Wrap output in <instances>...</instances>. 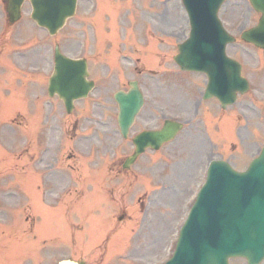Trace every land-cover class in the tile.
<instances>
[{
  "label": "rangeland",
  "instance_id": "374dc122",
  "mask_svg": "<svg viewBox=\"0 0 264 264\" xmlns=\"http://www.w3.org/2000/svg\"><path fill=\"white\" fill-rule=\"evenodd\" d=\"M235 7L240 11L239 19H242L241 14L248 10V4L240 1ZM30 11L31 7L27 6L23 20L29 17ZM3 18L0 5V80L2 84L10 83L11 87L22 89H17L20 99L11 103V109H5L7 114L16 107L14 111L18 114L17 123L20 126L16 125L15 164L6 167L9 171L2 170L3 173H13L15 169L14 172L19 176L28 171L23 166L25 160L18 155L23 146L24 104L28 102L25 92L29 83L40 78V83H43L39 86L42 92L40 98L47 101L49 113L50 109L56 111L59 107L60 102L46 94L48 77L54 66L56 43L70 55L85 53L90 60L91 77L97 83L90 98L77 103L73 115L67 116L64 112L65 122L79 120L76 142H64L63 155L59 161L51 163L46 160L47 201L44 206L47 237L37 255L41 254L43 264H58L59 260L67 256L89 262L91 255L96 257L102 254L100 246L96 254L87 252L90 251V235L93 240L98 237L97 241L101 237L100 234L98 236V230L106 218L111 217L112 222H116V216L125 212V222L137 228L140 226L137 231L143 225L144 230L137 232V236L148 237L145 243H139L140 238H137L134 245L130 246V251L136 253L138 250L139 254L148 255L146 260L163 262L171 254L179 226L205 180L210 157L224 154L226 159L244 168L246 160L257 153L258 146L264 140L263 131L252 133L243 128L237 132L238 125L235 123L230 125L227 121L223 125L221 122L216 131L206 132V151L200 140L203 129H199V133L194 136L185 135L184 132L175 142L163 146L159 151H147L129 171H121L122 158L131 150V137L135 133L144 128L161 126L170 115H179L185 120H189L190 116L194 118L195 100L203 91L204 77L180 73L172 59L177 53V44L189 33V22L181 0H81L76 16L69 19L56 36L34 28L27 21L26 27L29 28L25 27L24 32L18 30L16 25L7 30ZM243 19H246L247 26L253 23L248 18ZM28 29L30 33H27ZM38 46L46 49L43 60L40 55L34 54ZM20 51L28 53L23 56L19 55ZM7 61L12 68L8 69ZM39 66L42 67L41 72L32 73V68L38 69ZM29 76L35 79L30 80ZM135 78L140 81L145 92L146 105L138 116L130 138L124 140L117 123L118 105L114 93L126 89L128 81ZM4 90L2 88L0 92ZM207 108L213 111L210 112L212 115L218 116L215 105ZM152 111L154 114L151 116ZM97 120L108 122L109 131L102 124L97 125L99 128L96 129L94 125ZM67 129L72 130L71 126ZM222 141H228V144ZM230 142L236 145L226 147ZM218 146V152L207 154ZM53 156L52 153L48 154V158ZM241 161L244 166L240 164ZM31 188L39 194L36 186ZM71 188L75 189V193L71 192ZM1 190L0 201L6 205L7 200L1 198ZM58 199L63 201L57 204L55 201ZM72 199H76L75 204H63ZM18 217L25 219L23 212ZM74 219L76 224L72 225ZM121 224L116 222L118 227ZM73 232L77 235L80 233L78 244L75 243ZM123 232H126L125 229ZM107 234L108 229L105 231ZM6 235H1V241ZM72 242L78 247L73 246ZM135 244H138L137 247ZM97 245L103 246V242L99 241ZM132 258L137 259L136 254ZM120 262L127 264L123 260ZM233 262L244 263L242 259Z\"/></svg>",
  "mask_w": 264,
  "mask_h": 264
},
{
  "label": "water",
  "instance_id": "95a60500",
  "mask_svg": "<svg viewBox=\"0 0 264 264\" xmlns=\"http://www.w3.org/2000/svg\"><path fill=\"white\" fill-rule=\"evenodd\" d=\"M222 1L184 0L190 13L192 33L180 45L181 53L176 59L183 69L207 72L210 80L207 95L216 93L224 102H229L234 99L239 80L231 85L222 75V70L232 64L225 56L228 35L217 19ZM251 1L257 9L264 11V0ZM22 2L10 0V11L14 16L19 15ZM31 2L33 18L55 33L65 19L74 14L77 0ZM252 33L257 31L247 32L244 36L254 39ZM256 36L264 38V31ZM55 61L56 73L51 79L50 91L59 92L70 110L73 99L86 94L87 65L84 60L67 59L58 48ZM131 87L128 93L119 91L115 95L120 107L119 125L124 135H127L144 102L138 83L131 82ZM180 128L179 123L168 120L161 130L146 131L136 136L135 153L125 166L130 165L148 146L159 148ZM230 256H244L250 264L264 259V150L245 173L233 170L224 161L211 163L207 182L199 191L182 227L176 254L168 264H227ZM60 264L78 263L68 259Z\"/></svg>",
  "mask_w": 264,
  "mask_h": 264
},
{
  "label": "flooded vegetation",
  "instance_id": "af4514ba",
  "mask_svg": "<svg viewBox=\"0 0 264 264\" xmlns=\"http://www.w3.org/2000/svg\"><path fill=\"white\" fill-rule=\"evenodd\" d=\"M0 1L4 4V7L6 8V18L9 22L10 19L7 13L8 0ZM236 11L237 7H234L229 17L231 25L233 28H235V30H237L239 27L238 22L236 20ZM259 17L260 15L258 13L252 12V10L249 9L248 18H251L252 20L257 18V22L259 20ZM11 23H9L10 26L13 25ZM252 50L264 53V49L257 48L253 45H243V43L235 44L233 47L234 57L240 59L243 62L244 72L246 71V75H248L251 82L254 83L250 99L242 100L239 102L238 105L239 109L243 111L244 116L246 117V123L243 124V127L247 128L248 130H255L257 128L259 130L264 131V68L262 65L263 61L261 60V58H259V56H256L252 52ZM257 102H259V105H257ZM261 104L263 107H261ZM33 111L35 112L36 110L33 109ZM235 117L236 120L239 122L243 120L240 115H236ZM61 130L62 121L60 119L55 120L54 123L52 122L50 124H48L47 115L41 118V115L39 114L36 121L34 119H30V130L28 132V140L26 147L28 153L33 156V152L31 149L32 142L34 139H37L39 145L38 149H40L42 145H47L48 142L54 143L56 141L58 131L60 132ZM57 149L60 150L61 146H59ZM47 153L48 149L42 152V156L43 154L46 155ZM144 257L145 256L136 253V258L138 260H140L142 263H147ZM104 263L120 264V262L111 263L105 262V260H99L97 262V264Z\"/></svg>",
  "mask_w": 264,
  "mask_h": 264
}]
</instances>
